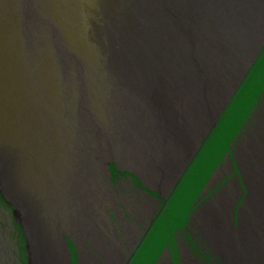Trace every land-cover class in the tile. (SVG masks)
I'll use <instances>...</instances> for the list:
<instances>
[{
  "label": "rangeland",
  "instance_id": "1",
  "mask_svg": "<svg viewBox=\"0 0 264 264\" xmlns=\"http://www.w3.org/2000/svg\"><path fill=\"white\" fill-rule=\"evenodd\" d=\"M121 2L0 0V157L14 183L11 193L34 209L43 238L55 243L67 264L70 259L87 264L83 249L99 264H187L186 254L190 264H220L203 218L221 217L226 232L250 220L247 173L242 168L241 179L226 165H232V151L240 166L248 163L244 141L239 151L236 141L245 136V126L253 123L255 129L264 122V45L176 183L160 187L133 168L130 143L140 140L139 132L122 128L134 117H121L113 97L108 51L115 44L111 24L124 10ZM84 124L97 139L86 129L83 140ZM83 147L93 162L86 169L77 163ZM100 148L111 153L103 163L97 161ZM140 148L144 155L150 142ZM155 158L143 159L152 164ZM79 171L87 175L88 190L73 195L71 181ZM0 191V264H28L15 219H22L21 209L2 185ZM82 205L100 245L88 234L75 236L73 222ZM116 248L114 262L107 250Z\"/></svg>",
  "mask_w": 264,
  "mask_h": 264
},
{
  "label": "bare ground",
  "instance_id": "2",
  "mask_svg": "<svg viewBox=\"0 0 264 264\" xmlns=\"http://www.w3.org/2000/svg\"><path fill=\"white\" fill-rule=\"evenodd\" d=\"M121 4L124 10L111 24L117 33L113 39L115 44L108 51L109 71L114 78L113 97L120 107L121 117H134L132 122L126 120L122 128L139 132L140 140L130 143L135 155L130 158L133 168L141 171L146 179L166 187L184 155L183 149H187L179 142L184 138L183 134L179 136V129L188 125L191 130L194 120L201 121L204 113L207 116L208 107L214 109L221 101L223 90L231 82L229 70L242 50L241 45L251 37V26L257 24L262 14V9L257 8L264 7V0H122ZM142 96L149 100L148 104ZM87 127L88 124H84L80 129L83 140L87 130L97 139V133L90 129L91 133ZM142 133L148 139L145 140ZM147 142H150V150L143 149V155L140 144ZM125 143L129 144V139ZM124 148L130 155L129 145ZM100 151L97 161L103 163L111 153L103 148ZM79 152V167L90 168L93 163L90 152L84 147ZM148 156L158 161L146 163L143 158ZM248 163L244 169L251 195L250 220L226 232L221 217L206 214L203 218V230L213 240L217 251L214 250L225 264H264V176L259 175L264 174V163L257 168ZM6 165L0 157V185L21 209L32 242L33 264H67L55 243L43 238L34 209L24 201L19 203L20 198L13 195L14 191L11 193L12 178L7 174L10 171ZM86 176L82 173L75 176L70 194L87 193ZM86 212L87 205L73 222L75 236L88 234L100 245L101 238L89 226ZM126 235L131 237L128 231ZM85 251L83 249L87 264H99ZM107 252L108 257L117 262V248ZM185 257L190 264L191 256L186 254Z\"/></svg>",
  "mask_w": 264,
  "mask_h": 264
},
{
  "label": "water",
  "instance_id": "3",
  "mask_svg": "<svg viewBox=\"0 0 264 264\" xmlns=\"http://www.w3.org/2000/svg\"><path fill=\"white\" fill-rule=\"evenodd\" d=\"M262 9L261 17L257 20V24H253L252 27V35L249 37L248 41H245L242 46L241 52L237 55L235 58L234 65L232 66V69L229 70V75L232 76L230 85L223 90L222 96L220 97L221 101H218V104L215 106L214 109H209L207 116L204 113V117L201 119V121H193L192 124L195 125L191 130H189V126H184L179 129L180 133L183 134L184 138H181L180 143L185 141V145L187 149H183L184 155L181 157L180 161H178V164H176L175 171L171 177V188L176 183V178L180 176L186 165L192 160L193 155L196 153V149L198 148L199 144L204 141V139L207 137V135L212 131V129L216 126V121L220 117L223 109L227 106L228 100L232 97L234 94V91L239 87V85L242 83V79L244 78L245 74L247 73L248 69L251 67L254 58L261 52L262 46L264 45V7H259L257 10ZM141 96V95H140ZM144 96H142L143 98ZM146 98V97H145ZM145 102L148 104L149 100H145ZM181 144V145H182ZM183 158V159H182ZM159 184V182H157ZM1 192V191H0ZM2 193V192H1ZM3 195V194H2ZM9 204H11L9 202ZM22 218V217H21ZM18 225L23 231V237L26 242L25 244V250H27V261L28 264H33L32 261V250H31V239L29 238L28 231L24 226V221H22L18 218H15ZM24 219V218H23ZM22 219V220H23ZM63 243H66V240H63ZM210 247V246H209ZM30 248V250H29ZM206 250V249H205ZM211 251L218 257V261L220 264L223 263L221 257L219 254L215 253L213 249L211 248ZM68 257L70 259V251L67 252ZM69 264H71V259L69 260Z\"/></svg>",
  "mask_w": 264,
  "mask_h": 264
},
{
  "label": "flooded vegetation",
  "instance_id": "4",
  "mask_svg": "<svg viewBox=\"0 0 264 264\" xmlns=\"http://www.w3.org/2000/svg\"><path fill=\"white\" fill-rule=\"evenodd\" d=\"M259 123H260L259 126L255 127V129H254V126H252L253 123L250 124V126H248V127L245 126L244 130H243V135H245V136L241 137V140H240L239 143H238L239 139H237V141H236V145H238L237 146V150L238 151H239L238 148L241 147V143L244 141L245 147L242 149V151H245L247 159H248V162H249V165L254 166L256 168L259 167L262 162L264 163V153H263L264 152V133H263L264 132V122L262 121V122H259ZM250 127H251V129L253 128L254 130H251V132L248 134V131H249ZM247 135H249V136L246 137ZM233 152L234 151H232V155H231L232 156V165L228 164V165H226V167L231 172H236L235 174L240 176V174L242 172V168H243L244 171H245V169H244L243 166H240L242 164V162L240 163V165L238 164L237 159H239L240 156L237 155L236 153L234 154ZM239 162H240V159H239ZM228 170H227V172H228ZM235 174H234V177H236ZM259 175L260 176H262V175L264 176V174L261 173V172H260ZM240 177L242 179L243 176H240ZM243 179H244V177H243ZM228 186L230 187L231 185H228ZM232 186H234V184ZM214 199H216L219 202L218 197L217 198L215 197ZM195 247H196L195 249H197L198 246L195 245ZM178 252L180 254H182V250L181 249H179ZM206 253H207V251H206ZM177 257H178V255H177ZM77 258H78V256H77ZM178 258H179V260H181L182 256H179ZM182 261H183V259H182Z\"/></svg>",
  "mask_w": 264,
  "mask_h": 264
},
{
  "label": "trees",
  "instance_id": "5",
  "mask_svg": "<svg viewBox=\"0 0 264 264\" xmlns=\"http://www.w3.org/2000/svg\"><path fill=\"white\" fill-rule=\"evenodd\" d=\"M16 228L18 229V227L16 226Z\"/></svg>",
  "mask_w": 264,
  "mask_h": 264
}]
</instances>
